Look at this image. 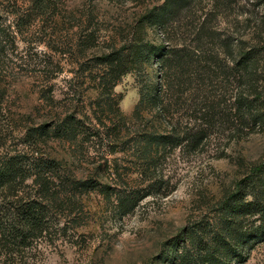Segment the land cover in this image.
<instances>
[{"label": "rangeland", "instance_id": "374dc122", "mask_svg": "<svg viewBox=\"0 0 264 264\" xmlns=\"http://www.w3.org/2000/svg\"><path fill=\"white\" fill-rule=\"evenodd\" d=\"M160 1L51 0L49 12L24 22L29 0H0V155L41 156L58 168V177L49 170L48 228L13 258L0 254V264H178L176 254L188 244V232L213 220L218 203L264 155V121L249 125L247 119L248 125L241 126L218 119L208 127L198 117L203 111L198 102L228 114L237 92L248 89L230 71L242 49L257 51L254 69L264 92V0H191L165 29L144 24L142 36L164 45H191L197 29L207 33L200 38V54L216 52L220 66L211 64L200 90L187 88L179 101L167 96L171 122L154 123L160 130L171 124L203 129L205 137L194 148L181 143L166 149L158 166L159 191L125 214L112 209V194L74 185L86 180L108 187L142 186L131 172L134 156L126 146L149 123L131 118L118 122L114 130L119 132L111 134L110 122L93 117L98 108L92 63L94 56L128 40L139 15ZM87 36L91 41L83 46ZM141 66L122 74L113 86L121 94L117 105L124 114L131 112L138 90L143 92L156 73L162 74L153 64ZM259 111L264 114V98ZM65 113L80 119L75 137H45L36 143L26 139L30 126L56 123ZM18 189L22 195L36 191L30 178ZM243 253L245 259L237 264H264V240L245 243Z\"/></svg>", "mask_w": 264, "mask_h": 264}, {"label": "trees", "instance_id": "16d2710c", "mask_svg": "<svg viewBox=\"0 0 264 264\" xmlns=\"http://www.w3.org/2000/svg\"><path fill=\"white\" fill-rule=\"evenodd\" d=\"M190 1L161 0L152 5L139 15L133 35L128 40L93 57L92 84L97 91L94 103L98 108V112H93V117L98 122H110L111 134L119 132L118 129L114 130L118 122H130L131 118L137 117L145 124L149 123L146 130L137 131L136 137L127 139L126 146L134 156L130 161L134 167L131 172L135 173L142 186L120 184L108 187L98 182L90 184L86 180L73 182L74 185L79 183L81 187L97 188L104 195L112 194L111 206L118 215L131 211L144 196L159 191L161 177L158 166L164 159L166 149L181 143L194 148L207 133L203 129L191 130L190 127L178 129L174 124L166 130H160L154 124L156 122L160 126L164 125L162 122H171L167 118L171 114L167 96L173 98L172 102L179 101V94L187 88L200 90L208 71H211V64L220 66L216 52L207 57L200 54V38L207 33L197 29L193 34L194 44L191 45L180 42L164 45L148 41L142 36L144 24L165 29L180 7ZM50 4L51 0H29L30 12L25 14L23 21L29 22L49 12ZM16 19L17 14L14 16ZM90 41L91 38L87 36L83 46H88ZM219 44L225 50V41L220 40ZM257 56L253 48L242 49L230 67L238 85L248 84V89L237 92L233 109L229 108L231 112L226 114V111L217 109L215 112L214 104L198 102V106L202 105L203 108L202 115L198 117L203 118L208 127H213L218 119L230 120L241 126L248 125L247 119L249 125L264 121V114L259 111L264 98L259 84L262 77L254 69ZM142 64H153L157 69H162V74L156 73L155 81L148 83L143 92L138 90V98L131 112L124 114L117 105L121 94L115 92L113 86L122 74L141 68ZM221 71L227 70L221 68ZM196 110L200 112V108ZM214 113L217 116L213 119ZM54 122L30 126L26 131V139L34 143L45 137L69 139L80 131V119L73 114L65 113ZM51 169L55 170L58 177V168L52 159L17 152L0 155V254L13 255L48 228L50 204L46 199L51 196L48 191L49 183L52 182L49 175L52 174L49 172ZM27 178L31 179L35 187L34 196L18 192L21 183ZM216 210L217 214L212 221L206 222L205 227L199 226L188 232V244L183 245L176 254L178 264H237L245 259V243L249 242L250 245L264 240V155L236 181L235 189L223 197Z\"/></svg>", "mask_w": 264, "mask_h": 264}]
</instances>
